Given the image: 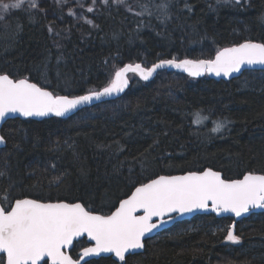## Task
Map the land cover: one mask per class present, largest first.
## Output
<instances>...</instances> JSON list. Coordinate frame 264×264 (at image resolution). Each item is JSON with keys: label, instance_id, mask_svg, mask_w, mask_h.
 <instances>
[{"label": "trees", "instance_id": "trees-1", "mask_svg": "<svg viewBox=\"0 0 264 264\" xmlns=\"http://www.w3.org/2000/svg\"><path fill=\"white\" fill-rule=\"evenodd\" d=\"M75 1L40 0L38 8L25 4L0 20V73L76 96L99 90L128 62L206 59L246 40L264 43V0H169L166 20L156 7L164 0H140L151 12L143 16L112 0H97L84 13ZM129 3L141 11L136 0ZM197 111L209 119L194 123ZM225 118L222 132L210 131L213 120ZM1 133L0 171L17 196L81 201L108 214L161 174L206 167L227 179L264 173V70L231 80L163 69L144 81L131 73L115 99L67 118L9 119ZM8 186L0 178V194ZM233 222L214 213L177 222L146 240L144 252L128 255V264H264V209L237 222L239 243L225 239ZM91 264L118 262L110 256Z\"/></svg>", "mask_w": 264, "mask_h": 264}, {"label": "snow or ice", "instance_id": "snow-or-ice-1", "mask_svg": "<svg viewBox=\"0 0 264 264\" xmlns=\"http://www.w3.org/2000/svg\"><path fill=\"white\" fill-rule=\"evenodd\" d=\"M66 2L56 0L58 5ZM102 2L109 4V0ZM25 3L26 0H0V13H3L0 20L6 19L11 10L22 9ZM27 3L31 8L39 7L37 0H27ZM112 3L123 5L135 16L151 15L140 0H136L135 7L141 11H135L129 0H112ZM156 7L161 13L158 19H170L169 0ZM185 8L191 11L187 3ZM93 10V7L87 8L88 12ZM86 22L93 24L92 20ZM245 65L264 66V43L245 41L219 49L214 57L206 59L173 56L159 59L148 67L128 63L116 68L112 78L99 90L72 97L54 94L28 78L13 79L9 74L0 73V121L16 113L25 118L49 114L63 117L78 105L124 92L129 85L128 73L138 74L148 81L158 70L171 67L182 70L189 77L205 73L230 77L240 73ZM201 111L193 113L194 123L209 119V116H202ZM212 123L214 127L210 131L219 133L228 121L216 119ZM5 142V137L0 135V145ZM0 178L9 180L8 188L0 194V264H81L85 257L101 253H112L122 264H128V255L144 249L147 234L165 223L164 217H171L173 213L182 215L211 208L218 214L230 212L241 217L251 209H264V174L255 172H247L242 179H226L220 171L210 167L183 175H159L136 186L131 195L119 200V206L108 214L80 202L20 198L14 193V183L6 171H0ZM154 218L159 222H154ZM235 227V222L228 226L225 239L239 243L241 236L235 233ZM85 235L94 244L83 247L78 258L73 259L69 250ZM84 264H91V260H85Z\"/></svg>", "mask_w": 264, "mask_h": 264}, {"label": "water", "instance_id": "water-1", "mask_svg": "<svg viewBox=\"0 0 264 264\" xmlns=\"http://www.w3.org/2000/svg\"><path fill=\"white\" fill-rule=\"evenodd\" d=\"M246 41H249V40H246ZM250 41H252V42H255V43H262V42H260V41H254V40H250ZM245 42V41H244ZM243 43V42H242ZM228 47H231V46H228ZM224 48V47H223ZM178 59H184V58H178ZM188 59H195V58H190V57H188ZM128 63H132V62H128ZM128 63H126V64H128ZM136 63H140V62H136ZM132 64H135V63H132ZM142 64V63H141ZM125 65V64H124ZM142 66H145V65H143L142 64ZM151 66V65H150ZM145 67H148V66H145ZM164 69H167V70H178V71H182V70H179V69H175V68H171V67H165ZM160 70H163V69H160ZM160 70H158L157 71V73H155L154 74V76L152 77V78H150L149 80H151V79H153V78H155V76L158 74V72L160 71ZM246 70H264V66H261V65H245V66H243L242 67V70H241V72L240 73H233L230 77H224L223 75H221V76H216L215 74H210V73H205V74H208L210 77H212V78H214V79H217V80H231V79H234V78H237V77H239L244 71H246ZM183 72V71H182ZM5 74H7V73H5ZM129 74L130 73H128V78H129ZM204 74V75H205ZM11 78H13V79H19V78H14V77H12V76H10ZM22 78H26V77H22ZM29 79V78H28ZM30 80V82H33V83H36L35 81H32L31 79H29ZM38 84V83H37ZM39 85V84H38ZM39 86H41V85H39ZM41 87H43V86H41ZM46 88V87H45ZM128 88V87H127ZM127 88L124 90V92L127 90ZM49 91H51L49 88H47ZM53 92V91H52ZM124 92H122V93H115V94H113L112 96H109V97H101L99 100H93V101H91V102H89V103H87V104H84V105H78L77 106V108L76 109H74L71 113H68V114H66L65 116H63V118H67V117H69V116H71V115H73V114H75V113H77L78 111H80V110H82V109H84V108H87V107H91V106H94V105H96V104H99V103H101V102H105V101H108V100H111V99H115V98H117V97H119V96H121ZM54 93V92H53ZM55 94V93H54ZM84 94H87V93H84ZM84 94H79V95H84ZM76 96H78V95H76ZM70 97H72V96H70ZM52 116H55V115H53V114H49L48 116H46V117H52ZM16 117H19V118H25V117H23V116H20V114H18V113H16V114H9L6 118H5V120H3V121H0V135H2V133H1V130H2V127H3V125H4V123L7 121V120H9V119H13V118H16ZM46 117H29V118H34V119H39V120H41V119H44V118H46ZM6 141V140H5ZM6 145V142H5V144H2V145H0V148H2V147H4ZM206 168H209V167H206ZM210 168H212V167H210ZM205 169V168H204ZM214 171H219V170H216V169H214V168H212ZM203 170V169H202ZM197 171H199V170H197ZM188 171H186V172H181V173H174V174H161V175H183V174H185V173H187ZM221 172V171H220ZM256 174H264V173H260V172H255ZM221 174H222V176L224 177V175H223V172H221ZM246 174V173H245ZM243 177V176H242ZM242 177H239V178H235V179H242ZM156 178V177H155ZM155 178H153V179H155ZM225 178V177H224ZM227 179V178H226ZM148 182V181H147ZM146 183V182H145ZM139 186V185H138ZM135 189V188H134ZM134 191V190H133ZM129 195H131V193L129 194ZM128 195V196H129ZM27 198H31V197H27ZM125 198H127V197H125ZM34 199V198H33ZM54 202V201H53ZM66 202H69V201H66ZM74 202H80V203H82L81 201H74ZM119 206V204L116 206V207H118ZM86 207V206H85ZM115 210V209H114ZM113 210V211H114ZM260 210H262V209H260V208H256V209H251L250 210V212L249 213H246V214H243L241 217H236L233 213H230V212H228V213H216V212H214V211H212L211 210V208H209V209H207V210H204V209H200V210H194L193 212H190V213H185V214H178V213H173V214H171V217H168V216H166V217H164V220L166 221L165 223H163L160 227H158L157 229H154L151 233H149V234H147V236H146V238H145V245H146V240H148V239H151V238H154V237H156L158 234H160V233H162V232H164V231H166V230H168L170 227H172L175 223H177V222H181V221H185V220H190V219H192L193 217H195V216H197V215H201V214H210V213H214L217 217H224V216H230V217H232V218H234V222H235V225H237V222H239V221H241V220H243L244 218H248L252 213H255V212H258V211H260ZM154 222H159L158 221V219L157 218H154ZM233 224V223H232ZM81 239H86V241L89 243V245L88 246H86V247H89V246H92V244H94V242H89L88 241V238H87V236L85 235V237H83V238H80V240ZM144 250H145V248L144 249H142V250H136V252L135 253H142V252H144ZM70 251V250H69ZM82 252V250L80 251V253ZM134 253V254H135ZM70 254V253H69ZM126 255H128V254H126ZM112 257L114 260H116L117 262H118V264H122V262H120L119 260H118V258L117 257H115V255L114 254H112V253H101L99 256H94V257H85L84 258V260H82L81 261V264H84V261L85 260H90V259H98V258H100V257Z\"/></svg>", "mask_w": 264, "mask_h": 264}, {"label": "rangeland", "instance_id": "rangeland-1", "mask_svg": "<svg viewBox=\"0 0 264 264\" xmlns=\"http://www.w3.org/2000/svg\"><path fill=\"white\" fill-rule=\"evenodd\" d=\"M68 1V0H67ZM110 1V0H109ZM130 1V0H129ZM5 2H8V0H5ZM37 2H38V4H39V2H40V0H37ZM101 2H102V0H101ZM96 3H97V0H96ZM95 3V4H96ZM25 4H28L27 3V0H26V3ZM83 5V7H81L80 5ZM29 5V4H28ZM94 4L92 3V0H76L75 1V6H74V8L76 9V10H81L82 12L84 11V13H85V11L87 10V8L88 7H92ZM0 14H3V13H0ZM131 75V73L129 74V76ZM236 233V232H235ZM241 241V240H240Z\"/></svg>", "mask_w": 264, "mask_h": 264}, {"label": "flooded vegetation", "instance_id": "flooded-vegetation-1", "mask_svg": "<svg viewBox=\"0 0 264 264\" xmlns=\"http://www.w3.org/2000/svg\"><path fill=\"white\" fill-rule=\"evenodd\" d=\"M81 240H82V239H81ZM88 245H89V243L87 242L86 245H83V246H81L80 248H76V247L74 246V248L71 249V250L69 251V253H70V255H72L73 259H76V258H78L79 254H80V251L83 249V247H86V246H88ZM90 260H92V259H90ZM113 260H114V259H113ZM114 261H116V260H114ZM116 262H117V261H116Z\"/></svg>", "mask_w": 264, "mask_h": 264}]
</instances>
